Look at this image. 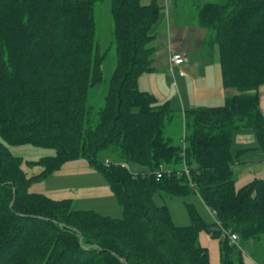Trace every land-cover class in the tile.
Wrapping results in <instances>:
<instances>
[{
  "label": "trees",
  "instance_id": "trees-1",
  "mask_svg": "<svg viewBox=\"0 0 264 264\" xmlns=\"http://www.w3.org/2000/svg\"><path fill=\"white\" fill-rule=\"evenodd\" d=\"M98 0H0V264H210L199 238L218 239L220 264H246L237 242L264 241V177L237 187L235 136L251 131L264 156V0L197 4L198 25L216 46L220 82L234 91L217 107L183 112L181 144L164 136L176 114L138 88L153 70L157 0H108L115 68L98 122L86 126L90 88L104 81L95 44ZM51 150L36 161L10 146ZM125 167H106L101 154ZM85 160L106 181L122 217L73 210L70 199L29 191L68 162ZM147 168L132 174L127 164ZM40 167L28 176L22 165ZM188 171L185 174L184 170ZM160 173L161 177L156 178ZM164 197L195 193L221 228L187 205L191 225L173 224ZM248 244V243H247Z\"/></svg>",
  "mask_w": 264,
  "mask_h": 264
},
{
  "label": "crops",
  "instance_id": "crops-1",
  "mask_svg": "<svg viewBox=\"0 0 264 264\" xmlns=\"http://www.w3.org/2000/svg\"><path fill=\"white\" fill-rule=\"evenodd\" d=\"M197 4L193 3L194 8ZM177 6V0H174L171 9L167 10L166 8V13H160L158 27L153 34V39L157 31H162L165 35L163 38H165V41L168 38V43L163 47V52L158 56L160 59L158 68L152 66L153 70L151 72L139 76L138 88L141 91L152 94L159 103L168 102L176 116L182 120L184 111L197 107L220 106L224 103L227 96L234 94V91L225 90L221 85L217 55L213 56L212 54L209 57L205 56L197 60V57L192 54L191 44L193 42L204 44V33L197 29V27H191L189 24L178 21L176 16H174V10ZM172 16L174 19H172ZM170 54L181 55L184 63L170 66ZM162 80H166L169 88L160 84ZM261 95H259L260 108L264 116V89ZM234 142V149H248L239 155L244 157L242 161L235 164L237 168L240 164H242V167L240 169L234 167V169L236 168V186L240 187L252 178H263L264 156L257 149L256 142L253 143L252 136L242 131L236 134ZM250 154H254L255 158H252ZM71 169H77L74 173L80 174L72 178L66 177L68 171ZM37 171L40 172V170ZM95 172L97 171L92 169L86 161L77 160L68 162L59 171L42 181L36 182L38 184L37 189L29 188V191L44 194L52 200L70 199L73 203V199L75 197L78 198L80 195L74 196L76 194H73V192L82 193L88 191L97 194L96 191L101 190L105 192L108 189L103 186L97 188L95 184H84L88 182L87 178L89 181L96 182V184L100 182ZM28 176H33V174H29ZM109 194L111 192L108 193V201L111 202ZM102 208L116 213L113 204L106 207L102 206Z\"/></svg>",
  "mask_w": 264,
  "mask_h": 264
},
{
  "label": "rangeland",
  "instance_id": "rangeland-1",
  "mask_svg": "<svg viewBox=\"0 0 264 264\" xmlns=\"http://www.w3.org/2000/svg\"><path fill=\"white\" fill-rule=\"evenodd\" d=\"M151 0H140V3L142 5H147L150 3ZM176 1V0H175ZM216 0H177L178 6L174 10L176 16V19L178 21H181L182 23L189 24L191 27H197L200 31L204 33L203 39L205 40L204 44L201 42H193L191 44V50L192 54H194L195 57H197V60H200L201 58L205 56H210L213 54V56L217 55V48L216 46H212L210 43V37L209 33L206 29L201 28L198 25L197 15H196V9L193 6V3H207V2H215ZM174 0H157L158 5L160 6V13H166V8L171 9L172 3ZM160 17V14H159ZM94 19H95V44L99 50L100 53H105L106 57L102 63V75L104 78V81L94 86L93 88H90L88 90L87 94V102L86 106L89 108L90 114L87 120L86 126H95L98 122L97 117V111L101 109L104 105V98L107 94L108 90V83L109 79L113 73V70L115 68V45L113 42V23L112 18L110 15V6L108 0H98L95 3L94 8ZM172 19L174 17L172 16ZM159 18L154 23L151 29V33L154 34L156 32V29L158 27ZM199 26V27H198ZM165 35L164 33L158 32L154 35V39L151 42V46L154 47V54H153V64L152 66L158 68V65H160V59L159 54L163 52V47L168 43L163 38ZM172 76V75H171ZM160 84L164 87H168L166 80H162ZM264 89V85L260 86L257 89V93L262 96V90ZM225 101V100H224ZM261 109V108H260ZM177 117V116H176ZM243 133H249L253 138V143H255V139L253 136V133L251 131H243ZM164 136L166 138H172L175 140V144H181V140L184 136V128L183 124L181 122L180 118H173L168 124H166L164 128ZM10 151L15 156H20L24 161H36L39 158L49 155L52 153L51 150L36 148L30 145H20V146H10ZM251 155V154H250ZM252 158H255V155H251ZM101 158L103 160L109 158V153L105 152L101 154ZM242 156L238 157V162L242 161ZM85 162V160H83ZM238 166V165H237ZM236 167V166H234ZM242 167V164L239 165L237 169H240ZM23 170L29 175L38 174L41 170L40 167L34 166L29 167L26 164L22 165ZM236 168L234 169L236 173ZM127 169L132 174H137L139 172H147V168L141 167L136 164L129 163L127 164ZM77 169H71L68 171V175L66 177L72 178L78 176L80 173H74ZM97 176L100 179V182L96 184L94 181H89L87 178V183L84 184H92L97 185L95 187H107L108 185L104 178L97 172H95ZM30 189H37L38 184L36 182L32 183L29 187ZM107 191V192H106ZM97 194L93 192L84 191L82 193H75V197L73 199L72 203V209L73 210H92L95 211L101 215L110 216L112 218H121L122 217V210L121 207L117 204L115 198L109 194V197H111V202L108 201V193L109 188L104 191H96ZM107 194V195H106ZM110 199V198H109ZM153 202L156 206H166L168 209V212L170 214L171 220L174 225L179 227H185L191 225V220L189 217L187 205L193 206L197 214L202 218L203 221H205L208 224H216L212 228V230L217 229V220L215 217L211 215V212L207 207L203 204L199 196L195 193H190L186 196H175V197H162L160 194L156 193L153 196ZM113 204V207L116 211V213L102 208V206H107ZM200 244L207 248L208 255H209V263L210 264H220L219 260V244L218 239L212 238L208 233H204L199 238ZM248 243V244H247ZM242 243L240 241L237 242L238 246H240V249L242 250V255L244 258L245 263L247 264H264V241H260L256 243L255 245L251 244L250 242Z\"/></svg>",
  "mask_w": 264,
  "mask_h": 264
},
{
  "label": "built area",
  "instance_id": "built-area-1",
  "mask_svg": "<svg viewBox=\"0 0 264 264\" xmlns=\"http://www.w3.org/2000/svg\"><path fill=\"white\" fill-rule=\"evenodd\" d=\"M182 63H184V59L181 55L170 54V56H169L170 66L181 65ZM104 165L106 167H109L110 165H119L122 168L125 167L124 163H118L117 161H112L111 159H108V158L104 160ZM184 172H185V174H188V171L186 169L184 170ZM160 177H161V174L158 173L156 175V178L158 179ZM211 215L215 217V213L213 211L211 212ZM217 226H218V228H221L218 222H217ZM221 237H223V238L227 237L229 243H231V244H236L237 240H238V238L235 234H230L229 232L225 231L224 229L221 230Z\"/></svg>",
  "mask_w": 264,
  "mask_h": 264
}]
</instances>
